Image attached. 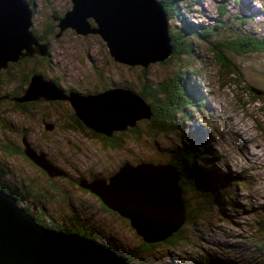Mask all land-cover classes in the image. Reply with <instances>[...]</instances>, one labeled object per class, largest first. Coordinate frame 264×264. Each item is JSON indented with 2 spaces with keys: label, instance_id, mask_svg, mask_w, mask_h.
<instances>
[{
  "label": "rangeland",
  "instance_id": "1",
  "mask_svg": "<svg viewBox=\"0 0 264 264\" xmlns=\"http://www.w3.org/2000/svg\"><path fill=\"white\" fill-rule=\"evenodd\" d=\"M223 2L227 6L221 14ZM71 6V0L34 1L31 30L45 35L50 26L55 27L53 34L45 37L49 61L35 55L4 72L0 95L22 91V74L29 76L31 70L81 94L124 85L139 92L146 78L154 84L184 75L200 93L195 101L199 105L186 108L187 120L177 115L179 124L167 133L149 131L148 120L143 119L136 125L138 130L128 131L120 148H104L88 128L73 126V108L68 102L30 101L22 111L12 107L10 98L0 101V145L10 142L23 149L22 136H26L38 152L64 172L50 178L26 157L7 155L0 146V164L6 170L2 180L20 191V205L61 226L79 222L99 234L100 242L111 243L120 252L130 251L142 239L129 221L104 210L101 201L74 180L109 177L124 161L166 164L174 150L194 140L191 129L196 128L204 141L195 145L204 156L202 164L208 161L207 172L223 184L222 191H216L220 201L203 216L186 220L181 228L185 240H177L174 246L157 244L130 263L184 264L210 256L232 264H264V237L256 229L257 221L264 219V95L254 98L251 92L252 88L264 91V52L237 53L227 43L239 32H264V0H180L179 12L167 19L169 33L181 36L191 23L201 29L211 28L212 35L207 39L188 35L181 45L189 46L190 53H172L165 61L150 64L146 74L140 66L115 62L99 35H80L69 28L56 37L58 28L52 15L61 16ZM243 16L249 17L248 23H240ZM217 50L225 54L224 63L230 67L217 59ZM49 123L51 130H47ZM214 181H208L203 189L190 185L184 199L197 206L204 199L202 191L216 188Z\"/></svg>",
  "mask_w": 264,
  "mask_h": 264
},
{
  "label": "water",
  "instance_id": "2",
  "mask_svg": "<svg viewBox=\"0 0 264 264\" xmlns=\"http://www.w3.org/2000/svg\"><path fill=\"white\" fill-rule=\"evenodd\" d=\"M71 9L52 15L60 37L67 29L80 35L97 34L110 57L126 66L147 69L172 54L168 20L156 0H71ZM33 9L26 0H0V70L21 58L49 56V46L31 30ZM95 23V25L93 24ZM257 95L261 89L252 88ZM15 102L67 100L83 125L107 137L150 119L151 105L136 91L116 86L97 93L66 91L39 72L30 75ZM52 123L47 130L52 129ZM23 153L52 178L64 172L22 136ZM81 189L96 196L109 210L129 221L145 243L173 236L186 222L180 176L170 164L124 161L107 178H80ZM0 264H131L108 245L76 232L39 224L0 188Z\"/></svg>",
  "mask_w": 264,
  "mask_h": 264
},
{
  "label": "trees",
  "instance_id": "3",
  "mask_svg": "<svg viewBox=\"0 0 264 264\" xmlns=\"http://www.w3.org/2000/svg\"><path fill=\"white\" fill-rule=\"evenodd\" d=\"M26 1L30 4V7L34 10L33 6L35 0H26ZM156 3L162 6L166 18L168 20L172 19L173 16H175V14L179 12L178 5L180 3V0H156ZM226 6L227 3L223 2V4H220L219 12L221 14L225 13L224 10L226 9ZM234 17L240 18V16L236 14L234 15ZM248 22H249V17L246 16L241 17V21H240L241 24H246ZM54 29L55 27L54 25H52L48 28L47 31H45L46 33L45 35L41 34L38 35V37L40 38V40L45 41V37H47V35L49 36L53 34ZM211 32H212L211 28L201 29L199 26H196L195 24L188 23V25L186 26V30L182 32L181 36L180 34L176 36L174 32L169 33L170 44L172 46V53L176 55L183 53H187V54L190 53L191 51L188 48L189 46L184 48L181 45V44H185L188 35H192V36L197 35L200 36L201 38L207 39V36L212 35ZM239 33L233 40L227 42L228 45H230V47L234 49L237 53L264 52V32H262L259 35H256L252 32H247L244 33L243 35ZM214 49H218V47L215 45ZM216 57L219 61H222L225 66L230 67L228 64L224 63V61L227 58L225 57V54L221 50L216 51ZM29 59L30 58H21L17 62L9 64L6 70L1 71L0 76L4 72H8L12 68L20 65L22 61H28ZM44 59L46 61H49V57L48 58L45 57ZM141 71L145 74L147 73V69H141ZM187 71L188 70H186V73ZM34 72L36 71L31 70L30 75L33 74ZM22 75L23 77L20 81V88L22 91L12 90L10 93L6 92L5 94H8L9 96L11 95L17 96L24 91L25 86L29 82L30 75L29 76L28 74H22ZM0 83H2L1 77H0ZM124 87H128L132 89L128 85H124ZM141 87L142 89L137 93H139L146 101L149 102L153 112L152 117L148 119L149 131L167 133L175 125L179 124V122L176 119L177 115H182L183 116L182 120H187L189 115L186 112V108L193 106L194 109H196V107L199 105L198 103H195V101L197 98L200 97V93L196 92L195 86L192 83L189 84L187 83V78L185 80L184 75H175L173 77L163 79L162 81H158L154 84H152V82L149 81L148 78H146V80L144 81ZM252 93L254 94L253 95L254 98L261 97V95H257L254 92ZM5 100L6 99L0 101L4 102ZM25 105H26L25 102L19 103V102H14L12 100V107H14L17 110L23 111V107ZM71 119L74 123L73 125L74 127L81 130H86V127L83 125L82 121L76 116L75 112L71 114ZM88 130L96 137L97 141L101 144L102 147L120 148L122 146V140L127 136L128 131H136L138 130V128L135 126L134 128H129L124 131H118L115 132L111 137H107L105 134L104 135L106 137L96 134L91 129ZM191 131L194 140H191L186 145L174 150L172 152L171 158L168 160V164L173 166V168L178 172L180 176V186L182 189V199L184 201V206H185L186 220H189V222L193 221V218L195 217L203 216L206 210H208L211 206H214L215 204L219 203L220 199L217 198L216 191L221 192L223 189V184L220 182V180L218 178H212L211 177L212 175H210L207 172L206 169L208 168H206L205 166H209L208 161L206 164H202V161H204V156L201 157V151L196 150L197 147L200 146H195V145L204 142L203 136L198 133V129L196 128H192ZM203 134L206 135L205 132H203ZM0 146L3 152L7 155L20 154L26 157L23 153V149L19 148L18 146H15L14 144H11L10 142H4ZM207 152L208 151L206 149L205 151H203L202 154L205 155ZM202 169L205 170L204 173L201 172ZM4 174H6V170L3 168V165L0 164V188L12 194L16 198L17 203L20 205L23 202V197L21 196L20 191L17 188H11L6 186V184L2 180ZM214 180H216L217 182ZM77 181L78 180H76L75 182ZM208 181L216 182L217 185L216 188H208L207 190H204V192L202 191L201 195L204 198L203 201L197 206L194 207L190 206L188 201L183 197V193L186 191V188L189 187L190 185H193L197 189H203L207 185ZM82 190L88 192V190L86 189H82ZM223 198L224 197H221L222 201H224ZM22 207L26 211L28 212L30 211L29 206L24 205ZM102 207L105 210H109L108 207L105 206L104 204L102 205ZM30 212H31L30 214L34 215L35 219L39 224L51 227L56 230H62L64 232H76L95 240L99 239L100 237L99 234H95L94 232H92L90 229L86 228L83 224L79 222H71L65 226H61L53 222H48L44 217V215H42L41 213L35 214V212L33 211ZM181 228L173 236L165 239L164 241H160L157 243H145L141 241L136 248L130 251L123 250L122 252H120L121 250L119 251L118 247L112 245L111 243L105 242L104 244L108 245L114 251L126 256L128 261L130 262L133 259V257H136L140 252L150 251L157 244L174 246L177 240H185L186 238L183 235ZM256 229L264 237V219L257 221ZM262 248L264 251V240H263ZM137 264H143V263L140 262ZM184 264H232V263L225 262L221 259L214 260L212 257L206 256L201 261H190Z\"/></svg>",
  "mask_w": 264,
  "mask_h": 264
},
{
  "label": "flooded vegetation",
  "instance_id": "4",
  "mask_svg": "<svg viewBox=\"0 0 264 264\" xmlns=\"http://www.w3.org/2000/svg\"><path fill=\"white\" fill-rule=\"evenodd\" d=\"M67 92L68 91H70V90H68V89H65ZM38 101H40V100H38ZM33 102V101H32ZM36 102V101H35ZM51 102H68L67 100H57V101H51ZM69 103V102H68ZM70 104V103H69ZM74 112V111H73ZM44 120V119H43ZM127 130V129H126ZM94 132V131H93ZM94 133H96V134H99V135H102V136H105L103 133H97V132H94ZM115 133V132H114ZM113 133V134H114ZM106 137V136H105ZM111 137V136H110ZM101 145V144H100ZM104 178H107V177H104ZM91 179V178H90ZM76 180H79V179H75L74 180V182L76 181ZM103 205V204H102ZM101 205V206H102ZM103 208V207H102ZM105 210V209H104Z\"/></svg>",
  "mask_w": 264,
  "mask_h": 264
},
{
  "label": "bare ground",
  "instance_id": "5",
  "mask_svg": "<svg viewBox=\"0 0 264 264\" xmlns=\"http://www.w3.org/2000/svg\"><path fill=\"white\" fill-rule=\"evenodd\" d=\"M95 25V23H93ZM94 35H97V34H94ZM100 37V36H99ZM101 38V37H100ZM102 39V38H101ZM6 70V69H5ZM87 128V127H86ZM89 129V128H88ZM53 178V177H52Z\"/></svg>",
  "mask_w": 264,
  "mask_h": 264
}]
</instances>
